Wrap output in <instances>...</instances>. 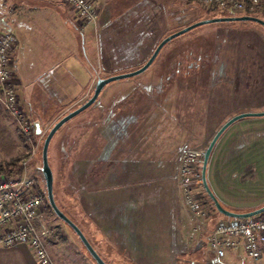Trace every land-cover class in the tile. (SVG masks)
<instances>
[{
	"label": "rangeland",
	"instance_id": "rangeland-1",
	"mask_svg": "<svg viewBox=\"0 0 264 264\" xmlns=\"http://www.w3.org/2000/svg\"><path fill=\"white\" fill-rule=\"evenodd\" d=\"M114 2L105 1L108 9ZM157 3L158 0L118 2L116 10L100 16L97 26L85 29L77 26L76 15L61 3L59 15L51 18L50 22L42 21L40 27L34 30L32 50L16 57V72L20 78L18 94L25 111L37 126L33 136L37 152L28 167L29 173L42 171V150L46 137L58 121L71 113H65L56 121L57 115H52L55 108L60 107L58 110L62 111L66 107L49 103L43 113L46 118L52 115L50 121L32 118V111L37 112L41 107L40 75L44 70H52L58 62H63L60 66L67 64L69 68H74L73 64L77 67L79 62L89 60L96 79L92 84L93 92L84 99L83 105L92 98L99 79L140 69L169 33L224 16L219 11H208L194 3L186 6L176 2L167 10L168 30L155 34L150 17ZM259 16L264 18L261 14ZM10 26V21L6 20L4 25H0V33L8 31ZM51 35L58 37L57 43H53ZM59 47L61 52L56 49ZM65 52L68 57L63 55L60 58ZM197 76L208 79L205 86L211 91L209 118L204 143L192 140L189 148L204 155L215 134L232 117L248 112H264V28L254 22H221L197 27L173 39L165 45L149 69L139 76L107 85L100 100L66 123L51 142L49 163L54 174L56 203L84 231L107 264H205L213 260L208 253V231L221 214L214 213V218L211 216L207 221L203 237H191V229L189 231L185 227L182 219L172 226V230L167 228L168 232H165L162 226L147 224L150 222L144 218L147 203H141L137 189L136 213H143V217L132 215L131 219L127 218V162L118 158L115 160L114 155V160L102 159L101 150L97 147L98 135L109 123H115L117 131L120 130L127 123L129 114L148 98H164L167 107L172 105L179 106L184 112L189 110L187 118L196 114L195 123L200 126L202 117L199 112L205 104L195 96H199L194 89L198 83L194 82ZM203 82L200 81V84L203 85ZM187 85L194 90L190 88L191 95L186 93L183 100L177 91H185ZM1 121L0 142L9 147L5 150L0 148V166H5L13 158H21L25 162L32 152V145L20 133L13 119L4 116ZM169 131L177 132L178 138L189 135L175 127ZM200 131L203 130L200 128ZM237 147L238 153L244 152L241 156L256 157L250 145L240 144ZM115 150L127 153V145H121L119 149L117 145ZM220 153L217 145L209 164L210 176L214 173L218 177L221 172ZM229 163L222 169L233 191L221 186L220 190L226 194L223 196L240 199L254 196L249 193L247 197L244 194L247 190L244 189L262 180L263 162L246 159ZM257 187L254 191L258 190ZM40 189L47 194L44 178ZM237 190L242 191L235 193ZM243 205L237 202L230 207L224 206L233 211V208ZM46 206L45 201L40 222L48 231L47 243L55 246L62 256L61 264H97L73 229ZM141 207H144L143 212ZM195 248L196 256L194 252L192 255ZM217 264L257 263L239 250Z\"/></svg>",
	"mask_w": 264,
	"mask_h": 264
},
{
	"label": "crops",
	"instance_id": "crops-1",
	"mask_svg": "<svg viewBox=\"0 0 264 264\" xmlns=\"http://www.w3.org/2000/svg\"><path fill=\"white\" fill-rule=\"evenodd\" d=\"M105 1L106 0H94L95 7L100 12V16H103L110 10H116L118 2H124L125 0H115L114 4L109 6V9ZM127 1L132 2L133 0ZM176 2L186 6L191 5L185 3L184 0H158L156 8L152 10V13H157L159 11L163 12L167 22L168 7L170 5H176ZM61 3L64 2L62 0H0V25H4L6 20H9L11 26L8 27V31H12L17 38L15 66L17 56H23L27 50H32V44H34V30L40 27L42 21L50 22L51 18L55 17L57 14L59 15L58 7ZM187 24L190 25L189 22ZM2 33L4 32H1L0 36ZM161 33H163V31ZM56 38L58 37L51 35L53 43H57ZM56 49L61 52L60 47ZM65 50H67L66 45ZM63 55L64 58L68 57L65 52V54L62 53V55H60V58ZM61 63L63 62H58L52 70H41V72L43 71V74L40 75V77L42 76L40 78L42 87L40 96L42 102L41 107L37 112L34 110L32 111V118L40 119L42 121H46L47 119V121H50L52 115L55 114L57 115L55 118L56 120L57 118L66 115L65 113L78 109L80 107L79 105H82L81 103L84 99L90 97L92 94V84L95 81L96 76H94V68L90 64V61L79 62L77 67L76 64H73L74 68H69L67 64L65 66H60ZM196 78L197 80H194V82L197 81L198 83L197 85L195 83L196 86L194 89L195 93L199 92V96L198 94H195V96L205 104V108H202L201 112H199L202 117L200 126L195 123L196 114L192 118H187V114L190 113L189 110L184 112V109L180 110L179 106L171 105L170 107H167L168 105H166V100L164 98H148L129 114L127 117V123L120 130L117 131L115 123H109L98 135L99 141L97 142V147L101 150L102 159H104V157L111 160H116L118 158L120 161L127 162V211L130 213L129 216V213L127 212V218L131 219L134 215L143 217V213H136L137 205L135 203V194L138 189L141 203H147V212L144 214V216L146 215L144 218L150 220L147 224H157L158 226H162L165 232L172 230L175 224H178V220L180 219L183 220L184 225H186L185 227L189 228V231L191 229L184 200L178 187V167L176 161L180 150L186 147L189 148V144L192 140L200 142L202 140L204 143V140L206 139L211 91L209 87L205 86V83L208 82L207 78L204 80L199 76ZM200 81H204L203 85L200 84ZM190 88L191 85H187L185 91H177L182 95L183 100L186 93L188 94L189 92L191 95L190 90L192 88ZM200 92H202V94ZM19 98L22 104L20 95ZM98 100H100V97ZM49 103H53V105L58 104V106L66 108L60 111L58 110L60 107L54 106L56 107L55 111L49 118H46L43 109H45ZM176 112L180 114L181 118H178L175 115L177 114ZM195 113L197 112L195 111ZM4 116L11 118L0 105V128L2 127L1 118ZM172 127L179 129V132L180 130L185 131L189 135L178 138L177 132L169 131ZM200 128L203 130L202 132H199ZM240 144H246V146L250 145L252 147L251 150L256 157L247 158L241 156L244 152L238 153L239 150H236L238 148L237 146ZM117 145L118 149L121 145H127V153L121 154L119 153L121 151L117 153L115 150ZM217 145L220 147V154L222 157V164L219 168V171L221 172L217 174L218 177L214 173L210 176L208 166L207 178L209 186L219 199L222 206L225 208L224 205H234L237 202L244 204L241 207H237L241 209L233 208L235 209L233 211L225 208L236 213H246L263 207L264 173L261 176L262 180L258 184L244 189L247 190L244 192L246 196L249 193L254 195L250 196V198H246L248 200L240 199L236 196L224 197L223 195L226 194L220 190V187L222 186L229 191H233L231 190L230 184L226 182V175L223 174L222 168L225 167V164H230L229 162L234 163L236 161H246L247 159V161H261L263 162L262 165H264V117L246 118L236 122L222 135L216 146ZM5 147L9 146L6 145V143L0 142V148L5 150ZM113 155L114 159L112 157ZM256 187L258 190L254 191ZM241 191L242 190H237L235 193ZM128 203H130V206ZM208 209L210 214H212L213 212L209 201ZM140 210L143 212L144 207H141ZM223 217L224 216L222 215L221 217L218 216V219ZM132 224L136 225V223ZM205 232V229L200 228L195 232L194 237H203L206 234ZM85 236L88 237L87 235ZM47 245L50 248L52 255L60 260L59 263H61L62 261L60 257L62 256L59 255L57 248L48 243ZM200 247L201 246L198 248ZM196 249L197 248L192 251V255L194 252L196 256ZM237 251H229L226 257L231 256ZM208 253L212 255L213 260H209L205 264L221 263L226 258L225 257L221 260L217 259L210 248ZM132 254L137 255V253L134 252H132ZM188 254L191 255V252L189 251ZM0 264H38V262L35 251L32 248L28 246H17L12 248H0Z\"/></svg>",
	"mask_w": 264,
	"mask_h": 264
},
{
	"label": "built area",
	"instance_id": "built-area-1",
	"mask_svg": "<svg viewBox=\"0 0 264 264\" xmlns=\"http://www.w3.org/2000/svg\"><path fill=\"white\" fill-rule=\"evenodd\" d=\"M76 15L77 26L85 29L97 26L100 12L94 0H62ZM208 11H219L226 16H245L261 9L264 0H186ZM17 38L12 31L0 36V105L16 122L20 133L32 145V152L22 163L24 169L18 176L0 177V248L28 246L35 251L38 264H61L47 245V229L40 218L45 206V192L40 189L42 171L28 172L36 156L33 136L36 124L23 108L19 94V77L15 66ZM204 155L188 147L177 155V181L188 219L191 237L197 229L206 230L211 219L208 197L203 185ZM42 176V179H41ZM45 179V178H44ZM209 248L216 258L224 259L229 251L242 249L248 258L264 264V213L250 218L223 217L208 231Z\"/></svg>",
	"mask_w": 264,
	"mask_h": 264
},
{
	"label": "water",
	"instance_id": "water-1",
	"mask_svg": "<svg viewBox=\"0 0 264 264\" xmlns=\"http://www.w3.org/2000/svg\"><path fill=\"white\" fill-rule=\"evenodd\" d=\"M221 22H254L264 27V20H262L259 17L254 16H224L220 18H214V19H207L200 22H197L195 24H192L176 33H173L166 37L164 40L161 41V43L157 46L156 50L154 51L151 58L148 60V62L142 66L140 69L131 72V73H125L121 75H115L108 78H102L97 81L94 94L91 99H89L85 104L81 105L78 109L72 111L65 117H63L60 121H58L54 127L50 130L48 136L46 137V140L43 145L42 150V172L45 178L46 182V189H47V198L48 202L54 211V213L57 215L59 219H61L64 223H66L69 227L73 229L75 234L79 237L80 241L88 251V253L91 255V257L95 260L97 264H107L103 258L100 256V254L95 250L91 242L88 240V238L85 236L83 231L69 218L65 213H63L59 207L57 206L56 200H55V194H54V174L51 169L50 163H49V148L51 145V142L56 135V133L70 120L75 118L76 116L80 115L90 107H92L97 100L99 99L102 91L104 88L109 85L110 83H113L118 80L133 78L136 76H139L143 74L147 69L151 67V65L155 62L158 55L160 54L161 50L165 47L167 43L172 41L173 39L197 28L200 26H204L207 24H214V23H221ZM264 117V112H258V113H242L239 115H236L232 117L230 120H228L215 134L214 138L212 139L209 147L207 148L204 158H203V166H202V179H203V185L205 188V191L209 198L213 201L217 211L224 217L227 218H250L255 215H259L264 213V206L250 212L246 213H236L229 211L225 209L222 204L220 203L219 199L214 194L213 190L209 186L208 178H207V172H208V166L211 159V155L214 151V148L216 144L218 143L219 139L222 137V135L236 122L246 119V118H262Z\"/></svg>",
	"mask_w": 264,
	"mask_h": 264
},
{
	"label": "trees",
	"instance_id": "trees-1",
	"mask_svg": "<svg viewBox=\"0 0 264 264\" xmlns=\"http://www.w3.org/2000/svg\"><path fill=\"white\" fill-rule=\"evenodd\" d=\"M263 15L264 16V3L261 5V9L259 10V11H257V12H255V13H248L247 15L248 16H254V17H259L260 18V16L259 15ZM224 16H226V15H224ZM150 19H151V22H150V25L152 26V31H153V33H155V34H158V33H160L161 34V32L163 31V32H166L168 29H167V23H166V17H165V14L163 13V12H161V11H159V12H157V13H152V16L150 17ZM262 20H264V18L262 19ZM263 27V26H262ZM264 28V27H263ZM162 30V31H161ZM163 34V33H162ZM169 35H171V33H169L168 34V36ZM166 38V37H165ZM161 43V42H160ZM159 43V44H160ZM158 44V45H159ZM22 163H23V160L21 159V158H13V159H11V161L9 162V163H7L5 166H0V177L2 176V175H7V176H18V175H20L21 173H22V171H23V169H24V167H23V165H22ZM207 197H208V201H209V203H210V207H211V210H212V214H211V216L213 217V214L214 213H216V214H220L218 211H217V209H216V207H215V205H214V203H213V201L209 198V196L207 195ZM45 201H46V204H47V206H46V208H47V210H49V211H53L52 210V208H51V206H50V204H49V202H48V198H47V194L45 193ZM57 206L59 207V205H58V203H57ZM59 209L63 212V210L59 207ZM63 213H65V212H63ZM65 215H67V214H65ZM67 217H69L68 215H67ZM70 218V217H69ZM214 218V217H213ZM71 219V218H70ZM72 220V219H71ZM73 221V220H72ZM74 222V221H73ZM77 226H78V224L76 223V222H74ZM79 227V226H78ZM80 228V227H79ZM81 229V228H80ZM82 230V229H81ZM83 231V230H82ZM84 233V232H83ZM85 234V233H84ZM86 235V234H85ZM88 238V237H87ZM88 240H89V238H88ZM90 241V240H89Z\"/></svg>",
	"mask_w": 264,
	"mask_h": 264
}]
</instances>
